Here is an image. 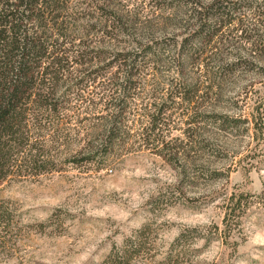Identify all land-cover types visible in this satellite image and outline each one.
Masks as SVG:
<instances>
[{
  "label": "trees",
  "instance_id": "trees-1",
  "mask_svg": "<svg viewBox=\"0 0 264 264\" xmlns=\"http://www.w3.org/2000/svg\"><path fill=\"white\" fill-rule=\"evenodd\" d=\"M200 3L0 0V185L69 168L108 169L141 151L188 175L204 168L201 153L210 147L221 153L199 126L211 117L203 101L211 97V83L221 95L225 77L243 62L220 59L222 44L214 38L225 24L209 23L214 2ZM252 64L264 68V62ZM176 113L184 124L171 125ZM214 115L222 127L264 125L256 115ZM174 129L182 135L172 137ZM242 197L230 198L229 231ZM20 222L16 203L0 198V258L17 253ZM148 228L114 245L99 264L177 263L176 243L156 257Z\"/></svg>",
  "mask_w": 264,
  "mask_h": 264
},
{
  "label": "rangeland",
  "instance_id": "rangeland-1",
  "mask_svg": "<svg viewBox=\"0 0 264 264\" xmlns=\"http://www.w3.org/2000/svg\"><path fill=\"white\" fill-rule=\"evenodd\" d=\"M194 1L214 2L208 21L217 28L220 20L225 24L214 38L222 44L220 59L243 62L225 77L221 95L211 83V97L203 101L211 117L199 126L221 153L210 147L200 156L204 168L188 175L141 151L108 169L69 168L5 181L0 198L19 207L22 230L15 238L17 253L0 258V264H99L114 245L146 226L157 258L177 244L175 264H264V125L257 131L250 123L232 129L216 123L214 115L264 121V68L252 64L264 62V0ZM200 81L207 83L204 74ZM170 119L171 125L184 124L178 113ZM181 133L174 129L171 136ZM241 193L243 211L229 218V231L224 219L230 198Z\"/></svg>",
  "mask_w": 264,
  "mask_h": 264
}]
</instances>
